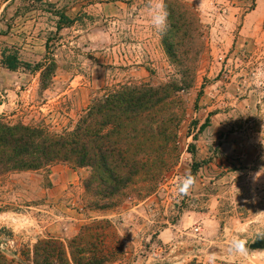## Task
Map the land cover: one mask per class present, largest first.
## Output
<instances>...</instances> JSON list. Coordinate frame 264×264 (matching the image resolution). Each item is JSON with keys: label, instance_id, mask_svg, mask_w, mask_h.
<instances>
[{"label": "rangeland", "instance_id": "1", "mask_svg": "<svg viewBox=\"0 0 264 264\" xmlns=\"http://www.w3.org/2000/svg\"><path fill=\"white\" fill-rule=\"evenodd\" d=\"M185 1L204 26L183 47L206 46L195 86L174 103L181 155L170 178L147 198L99 211L87 207V168L56 163L6 173L0 210L25 223L0 226V251L9 258L33 264L40 239L68 240L83 225L109 219L124 249L111 264H208L213 254L215 264H264V248L250 247L264 238V175L256 179L264 172V0ZM56 10L75 22L58 30ZM168 26V19L163 31L152 25L148 0H0V116L61 132L102 88L168 81L177 72L162 42ZM6 46L42 68L9 70L1 63ZM188 174L196 183L179 195ZM244 229L247 258L229 257L230 236Z\"/></svg>", "mask_w": 264, "mask_h": 264}, {"label": "trees", "instance_id": "2", "mask_svg": "<svg viewBox=\"0 0 264 264\" xmlns=\"http://www.w3.org/2000/svg\"><path fill=\"white\" fill-rule=\"evenodd\" d=\"M53 5L52 3H49ZM168 28L164 48L177 67L166 82L118 83L96 92L72 128L61 132L0 116V176L9 172L47 169L56 163L87 168L84 188L87 207L108 210L127 197L147 198L170 178L178 164L181 117L174 103L195 86L198 61L205 49L195 52V32L204 24L185 0H165ZM57 29L75 20L56 10ZM205 32V30H204ZM190 45V44H189ZM192 46V45H191ZM1 63L12 71L39 70L41 63L25 61L17 48L6 46ZM208 118L199 131L209 125ZM198 165L193 167V173ZM109 219L85 224L68 240L42 238L33 247V264H111L124 253L123 239ZM0 264H22L0 251Z\"/></svg>", "mask_w": 264, "mask_h": 264}, {"label": "clouds", "instance_id": "3", "mask_svg": "<svg viewBox=\"0 0 264 264\" xmlns=\"http://www.w3.org/2000/svg\"><path fill=\"white\" fill-rule=\"evenodd\" d=\"M148 12L152 25L158 30L163 31L166 25L167 14L164 12V3L163 0H148ZM259 141L264 144V129H262ZM264 175L262 168L256 173V179L258 180L259 176ZM195 177L191 174L186 175L183 178H180L177 184V191L179 195H186L189 193L190 189L195 185ZM259 223V222H257ZM225 232L228 233L229 229L225 227ZM247 232V229L244 230H235V233L230 236L228 242L227 253L229 257H241L246 259L248 256V241L244 238V234ZM264 237V231L258 232V238ZM208 264H215V256L209 260ZM226 264H230V261H226Z\"/></svg>", "mask_w": 264, "mask_h": 264}, {"label": "crops", "instance_id": "4", "mask_svg": "<svg viewBox=\"0 0 264 264\" xmlns=\"http://www.w3.org/2000/svg\"><path fill=\"white\" fill-rule=\"evenodd\" d=\"M21 219L22 217L18 213L8 209L0 210V226L7 225L14 229H19V227L25 225L23 219Z\"/></svg>", "mask_w": 264, "mask_h": 264}, {"label": "water", "instance_id": "5", "mask_svg": "<svg viewBox=\"0 0 264 264\" xmlns=\"http://www.w3.org/2000/svg\"><path fill=\"white\" fill-rule=\"evenodd\" d=\"M251 248H264V238L256 240L250 245Z\"/></svg>", "mask_w": 264, "mask_h": 264}, {"label": "built area", "instance_id": "6", "mask_svg": "<svg viewBox=\"0 0 264 264\" xmlns=\"http://www.w3.org/2000/svg\"><path fill=\"white\" fill-rule=\"evenodd\" d=\"M13 242V241H12Z\"/></svg>", "mask_w": 264, "mask_h": 264}]
</instances>
